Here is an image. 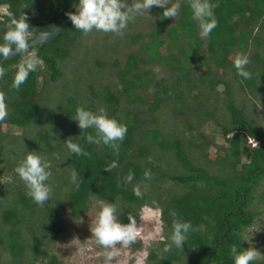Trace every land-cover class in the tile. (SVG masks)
I'll use <instances>...</instances> for the list:
<instances>
[{
    "label": "trees",
    "instance_id": "trees-1",
    "mask_svg": "<svg viewBox=\"0 0 264 264\" xmlns=\"http://www.w3.org/2000/svg\"><path fill=\"white\" fill-rule=\"evenodd\" d=\"M77 2L0 0L7 11L0 16V41L9 13L27 18L31 42L36 30L52 26L34 23L67 8L73 12ZM211 3L218 26L208 37L200 35L188 0L176 18H163V9L154 6L122 36L84 34L71 23L53 42L30 47L43 66L19 90L12 81L22 55L0 58V93L8 110L0 121V264H61L53 244L64 228V209L78 219L92 200L116 203L124 223L129 216L137 223L143 207L160 210L163 238L150 249L147 264H233L232 244L246 249L264 243V115L262 122L257 115L264 106V0ZM129 44L137 46L121 59ZM238 53L249 58L251 79L234 68ZM80 107L103 108L127 125L118 155L82 138L94 130L81 132L73 119ZM206 126L220 132L226 145L209 137ZM70 137L87 156H70ZM29 151H41L53 164L52 196L44 206L14 173ZM114 160L119 167L107 172ZM73 169L82 178L78 189L70 180ZM129 173L131 183L124 179ZM136 186L142 197L134 195ZM176 218L190 221L193 231L183 249L164 253ZM255 227L253 241L241 240ZM257 248L264 254V246Z\"/></svg>",
    "mask_w": 264,
    "mask_h": 264
},
{
    "label": "clouds",
    "instance_id": "clouds-1",
    "mask_svg": "<svg viewBox=\"0 0 264 264\" xmlns=\"http://www.w3.org/2000/svg\"><path fill=\"white\" fill-rule=\"evenodd\" d=\"M184 0H78L74 5L75 11L69 12L68 16L79 32L91 33L93 30L103 33H111L116 36L124 35L130 23H134L138 18L151 16L150 10L155 6L163 9V18H176ZM192 12V19L199 25L200 35L208 37L218 26L213 11L214 5L211 0H188ZM7 30L3 32L0 41V58L7 59L10 54L22 55V59L17 66L12 81V87L19 90L28 80L30 73L37 71L43 66V60L38 51H29L30 26L27 18L22 15L17 18L9 13ZM250 63L249 58L238 53L233 61V66L237 74L244 79H251V73L246 69ZM5 74V69L0 67V78ZM8 116L5 104V95L0 93V121ZM73 119L78 123L81 132L93 129L94 134L87 133L82 137L89 144H103L110 147L115 154H119L121 143L127 134V125L112 118L103 108L98 112H93L80 107L77 109ZM65 146L70 156H87L83 146L75 142L71 137L65 141ZM53 164L48 156L41 151H29L16 165L14 173L24 183L27 195L39 206H44L52 196V186L48 183L52 176ZM119 167L117 161L105 167L107 172ZM145 179H150V171H145ZM131 183L134 175L129 173L125 178ZM70 180L78 189L81 183V175L75 169L70 174ZM134 195L142 197L143 192L140 186L133 189ZM92 208H98L95 216L94 226H91L92 237L95 242L104 250L102 255L106 262H109L121 254V247L127 248L137 241L141 233L137 228L136 220L129 216L128 222L121 221L118 215L117 205L113 202H90ZM173 217H177L176 212H172ZM193 225L190 221L176 218L171 226V231L167 239L163 241L162 251L170 253L174 248L181 250L184 248ZM250 237H242L241 240L248 241ZM79 245H77L78 247ZM83 255L84 249L80 248ZM230 255L233 264H255L256 261L264 259L262 254L255 247L249 246L244 249L239 244H232Z\"/></svg>",
    "mask_w": 264,
    "mask_h": 264
},
{
    "label": "rangeland",
    "instance_id": "rangeland-1",
    "mask_svg": "<svg viewBox=\"0 0 264 264\" xmlns=\"http://www.w3.org/2000/svg\"><path fill=\"white\" fill-rule=\"evenodd\" d=\"M6 12V6L0 7V16ZM136 46V44H129L125 52L120 51V58L124 59L125 54ZM101 60L103 61L104 59L102 58ZM260 106L259 108L257 107L259 120L264 115V106ZM4 130L14 134L20 133V130L15 127H5ZM204 130L209 137L215 136L217 144L226 145L220 132L209 128V126H206ZM98 211V208L94 209L90 206L80 218L73 219L70 216L69 209H64V228L53 244V251L61 264H147L150 249L163 238V223L160 210L149 206L141 209V217L136 223L141 233L140 237L127 248L117 245V247H120L121 254L109 262L105 261L102 255L104 250L95 242L91 233V226H94L95 216ZM261 218L263 219L264 215ZM256 229L257 227L248 231L251 241L255 238ZM252 244H257V247L264 246L262 241L252 242ZM77 245L79 246L77 247ZM255 245L254 247L258 249ZM80 248L84 249L83 255L80 253Z\"/></svg>",
    "mask_w": 264,
    "mask_h": 264
},
{
    "label": "water",
    "instance_id": "water-1",
    "mask_svg": "<svg viewBox=\"0 0 264 264\" xmlns=\"http://www.w3.org/2000/svg\"><path fill=\"white\" fill-rule=\"evenodd\" d=\"M56 19L57 18H52V19H49V20L40 21V22L34 23V25H36V26H44V25L51 24V23L55 22ZM71 23L72 22H71L70 18L68 17L67 19H65L63 21L57 22L55 24L53 30L39 32L36 35V37L31 42H29L31 47L32 46H37V45L43 44V43H51V42H53L61 34V32L66 27H68ZM16 56H17L16 53H12V54H10V56L7 59H2V62H4L5 60H10V59H12V58H14Z\"/></svg>",
    "mask_w": 264,
    "mask_h": 264
},
{
    "label": "flooded vegetation",
    "instance_id": "flooded-vegetation-1",
    "mask_svg": "<svg viewBox=\"0 0 264 264\" xmlns=\"http://www.w3.org/2000/svg\"><path fill=\"white\" fill-rule=\"evenodd\" d=\"M69 10H70L69 8L64 9L62 12H60V13H58L56 16H54L53 18H57V19H56L55 22L51 23L52 26H51L50 29H48V28H42V29H38V30H36L35 37H36V35H37L39 32L53 30V28H54V26H55V24H56L57 22H59V21H63V20H65V19H67L69 16L66 15V14H68V13L70 12ZM34 12H36V11H34ZM64 13H65V14H64ZM63 14H64V15H63ZM34 15H35V14L32 13V14L29 15V17L32 18ZM62 15H63V16H62ZM59 16H60V17H59ZM51 19H52V18H51ZM35 37H34V38H35ZM32 40H33V39H32ZM32 40H31V41H32Z\"/></svg>",
    "mask_w": 264,
    "mask_h": 264
},
{
    "label": "built area",
    "instance_id": "built-area-1",
    "mask_svg": "<svg viewBox=\"0 0 264 264\" xmlns=\"http://www.w3.org/2000/svg\"><path fill=\"white\" fill-rule=\"evenodd\" d=\"M249 141L252 142L253 145L257 143V142H255V141H253L252 139H250Z\"/></svg>",
    "mask_w": 264,
    "mask_h": 264
}]
</instances>
